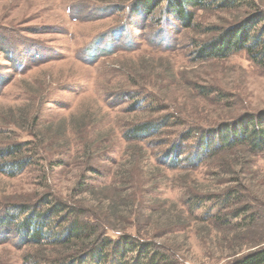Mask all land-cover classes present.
Listing matches in <instances>:
<instances>
[{"label":"rangeland","instance_id":"rangeland-1","mask_svg":"<svg viewBox=\"0 0 264 264\" xmlns=\"http://www.w3.org/2000/svg\"><path fill=\"white\" fill-rule=\"evenodd\" d=\"M252 1L264 9V0ZM117 2L0 0V146L28 142L38 147L34 163L19 174L0 171V216L12 205L37 203L48 191L66 196L87 161L100 173L96 183H109L116 165L127 157L122 131L146 116L131 110L130 95L161 109L156 114L170 113L182 121L147 146L153 165L191 125L205 128L225 117L264 110L263 64L245 51L204 61L193 55L195 45L213 35L209 28L233 23L248 12V2L220 8L207 0L195 9L194 28L160 19L159 10L147 17L130 15ZM63 121L80 124V130L69 137L66 164L46 170L49 157L59 158L48 149L62 138H49L45 127L54 124L52 131ZM95 140L97 151L83 157L82 148ZM252 166L259 174L246 181L248 190L239 185L227 199L221 195L229 186L226 178L213 180L208 158L193 175L167 169L164 176L152 173V180L159 181L148 190L153 202L146 214L151 211L152 223L162 226L155 242L170 247L165 264H228L256 244L264 245V153ZM183 181L190 182L187 189ZM198 189L208 198L191 209L194 202L187 201ZM170 202L187 218L184 229L164 226L172 214ZM236 211L239 215L232 216ZM34 251L13 226H0V264H39L26 261Z\"/></svg>","mask_w":264,"mask_h":264},{"label":"trees","instance_id":"trees-1","mask_svg":"<svg viewBox=\"0 0 264 264\" xmlns=\"http://www.w3.org/2000/svg\"><path fill=\"white\" fill-rule=\"evenodd\" d=\"M114 1H118V8H128L130 15L140 13L147 17L159 10L160 19L175 20L184 28H194L195 9L207 5V0H107V3L114 5ZM251 1L215 0L220 8L248 2L250 9L227 26L209 28L213 35L195 45L193 55L196 60L224 58L245 51L253 61L264 65V9L259 2ZM261 22L262 26L257 28ZM139 96L130 95L133 98L131 110H140L146 116L131 122L122 131L127 157L116 165L109 183H96L100 173L87 161L83 173L66 196L48 191L37 203L12 205L0 216V226H13L21 241L35 248V253L26 260L28 263L165 264L168 260L165 250L170 247L155 242L156 232L162 230V226L152 223L151 211L146 214L147 204L153 202L148 190L159 181L157 177L152 180V173L164 176L167 169L193 175L208 158L213 180L219 182L226 178L224 182L229 185L222 189L221 195L225 199L234 196L239 185L247 191L246 181L258 176L259 171L252 162L264 153V110L225 117L205 128L191 125L180 133L178 140L160 152L159 161L153 165L147 146H152L166 128L182 121L170 113L156 114L161 109L153 107L152 103L143 104V98ZM53 125H46V133L49 138L60 136L62 142L53 150L48 149L49 153L57 151L59 158L51 160L49 157L46 170L66 164L63 158L71 153L69 137L81 127L63 121L55 124L51 131ZM193 136L194 144L186 147L185 142ZM31 144L12 142L0 146V171L15 176L34 163L38 147ZM95 146L96 140L82 148L80 154L84 157V154L95 153L98 149ZM134 163L138 164L136 168L132 167ZM155 169L159 171L156 173ZM138 171L142 174L139 178L135 176ZM188 183H181L183 189L189 187ZM193 195L187 201L194 202L191 209L208 198L200 189L193 191ZM169 206L172 214L164 218V226L184 229L187 218L176 203L170 202ZM238 215L237 211L232 213V216ZM143 216L150 220L143 222ZM228 264H264V245L256 244Z\"/></svg>","mask_w":264,"mask_h":264}]
</instances>
